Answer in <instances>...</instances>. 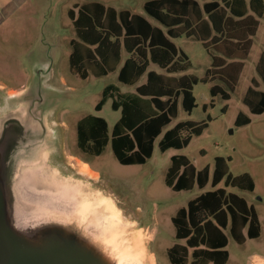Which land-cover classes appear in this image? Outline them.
Instances as JSON below:
<instances>
[{
	"label": "rangeland",
	"instance_id": "1",
	"mask_svg": "<svg viewBox=\"0 0 264 264\" xmlns=\"http://www.w3.org/2000/svg\"><path fill=\"white\" fill-rule=\"evenodd\" d=\"M87 1L92 0H0L1 127L5 119L0 139V194L4 180L15 169L22 175L24 169L33 168L21 179L23 183L17 190L18 233H34L39 238L48 234L57 236L53 230L63 227L78 235L82 254L90 248L97 264H171L167 249L178 241L171 217L190 199L212 189L210 181L203 188L195 185L192 189L175 191L168 187L165 175L171 156L182 155L197 169L207 167L210 176L215 157L221 156L232 175L248 173L252 178V191L230 186L225 189L252 204L260 222L259 236L242 244L228 235L229 257L225 264H264V111L253 114L244 102L252 79L259 83L257 89L264 91L263 81L255 70L264 52V14L259 18L235 89L229 91L217 79L198 81L188 93L195 107L190 113L185 111L180 95L176 117L163 128L164 131L178 122L205 121L207 126L202 133L191 135L181 149L165 151L158 147L160 134L154 139L152 154L146 162L123 165L115 158L110 143L97 156L77 146L76 121L80 117L89 113L102 116L111 132L120 116L119 110L111 108V99L100 111L94 110L107 84H116L121 92L134 90L133 85L120 83L116 72L82 79L70 71L69 41L75 38V33L67 11L74 4ZM96 1L144 14L142 6L146 0ZM173 41L190 60L191 66L185 73L203 77L211 66L210 51L193 37L181 36ZM152 67L162 71L156 65ZM214 83L228 91L230 97L224 99L213 94ZM239 112L249 116L250 122L236 124ZM187 134L188 131H182L183 136ZM84 161L95 172L93 179L83 171ZM42 164L44 170L56 172L60 177L67 175L77 185L76 191L45 193L40 188L45 176L36 173ZM216 187H224L223 181ZM80 200L83 210L87 206L82 213L77 208ZM0 238H5L2 220ZM45 244L40 241L34 245L40 250ZM53 246L56 248L57 244ZM191 259L189 256L188 264ZM13 264L28 263L15 259Z\"/></svg>",
	"mask_w": 264,
	"mask_h": 264
},
{
	"label": "trees",
	"instance_id": "2",
	"mask_svg": "<svg viewBox=\"0 0 264 264\" xmlns=\"http://www.w3.org/2000/svg\"><path fill=\"white\" fill-rule=\"evenodd\" d=\"M67 11L74 27L75 38L70 39L69 69L80 78L89 74L106 75L116 69L121 50L129 56L119 69L120 82L133 84L145 71L148 62L163 68L167 74L147 73L146 81L132 93H122L107 84L94 110H101L111 99V108L119 110L111 132L102 116L86 114L76 122L77 146L83 152L97 156L110 143L120 164H142L151 156L154 139L162 127L176 117V101L182 96V108L191 112L195 107L189 90L198 81H223L229 91L238 82L252 44L258 19L264 13V0H147L143 11L160 26L153 25L145 16L127 9L117 10L98 1H89ZM248 11L254 15L247 14ZM193 37L210 51L211 66L201 78L193 74L179 77L170 75L186 71L190 60L173 38ZM213 50L215 53H211ZM264 84V52L255 65ZM251 80L244 102L253 114L264 111V91ZM212 93L228 99L230 94L218 83ZM250 117L239 112L235 123L247 124ZM207 122H178L167 129L158 141L161 151L181 149L191 135H200ZM188 131L183 136L182 131ZM210 181L212 189L202 191L178 208L171 217L178 240L167 249L171 264H225L229 257L226 248L228 235L238 244L260 234V222L255 208L247 200L225 187L252 191L254 183L248 173L232 175L226 160L217 156L210 176L207 167L197 169L182 155L171 156L165 183L175 191L203 188ZM221 181L224 187H216ZM183 240L184 242H179Z\"/></svg>",
	"mask_w": 264,
	"mask_h": 264
},
{
	"label": "water",
	"instance_id": "3",
	"mask_svg": "<svg viewBox=\"0 0 264 264\" xmlns=\"http://www.w3.org/2000/svg\"><path fill=\"white\" fill-rule=\"evenodd\" d=\"M26 109L27 115L29 112L27 104ZM4 120L1 123L2 127L0 126V139L4 134ZM37 168L38 171L36 173L45 176V178H43L44 182L41 183L40 188L47 194L56 193V195H58V193L63 190L71 191L77 187L73 181L68 179L67 175L60 177L56 172H49L48 169H45V171L43 164ZM32 169L33 168L24 169L22 175H19L17 169H15L11 177H7V180L3 182V192L0 194V220L3 221L5 238H0V264H3V262L4 264H13L15 259H23L28 264H97L96 258L91 255L92 251L90 248L87 252L82 254L80 250L81 246L78 244L80 243L78 235L70 234L69 230H65L63 227H57L53 230L56 231L55 235L57 236L48 234L47 236L39 238L34 235V233H18L17 227L15 226L18 222L16 212L20 201L17 190L20 187V183H23L22 181L24 179H21L26 178L27 174H29ZM83 171L88 173L89 177L93 179L94 174H90V171H86L85 167ZM57 186H60V188H57ZM77 198L79 199V197ZM42 200H44V198ZM48 202H50V200H48ZM79 203H81V200ZM78 206L79 204L77 203V208ZM40 241L46 244L44 246L41 245L42 247L39 250L35 248L34 244ZM53 243L57 244L56 248L53 246ZM86 258H88L89 261H87Z\"/></svg>",
	"mask_w": 264,
	"mask_h": 264
},
{
	"label": "crops",
	"instance_id": "4",
	"mask_svg": "<svg viewBox=\"0 0 264 264\" xmlns=\"http://www.w3.org/2000/svg\"><path fill=\"white\" fill-rule=\"evenodd\" d=\"M92 1H96V0H92ZM147 1V0H146ZM198 3H199V5L200 6H202L203 5V3L205 2V0H196ZM87 2H89V1H87ZM98 2H100V1H98ZM85 3V2H84ZM101 3H103V2H101ZM104 4V3H103ZM144 4V3H143ZM106 5V4H105ZM142 8H143V6H142ZM117 10H120V9H117ZM128 10V9H127ZM130 11V10H129ZM130 12H132V11H130ZM132 13H136V12H132ZM138 14H141V13H138ZM247 14H251V15H254L252 12H250V11H248V13ZM264 14V13H263ZM141 15H143V16H145L146 18H147V14H141ZM262 17V16H261ZM260 18V17H259ZM259 18L257 17V19H258V25H259ZM153 25H156V26H160V24L155 20V19H153V22H152V20H150L149 18H147ZM257 28H258V26H257ZM256 31H257V29H256ZM256 33V32H255ZM255 35V34H254ZM253 35V36H254ZM252 36V37H253ZM252 37H251V39H252ZM177 38H179V37H177ZM72 39V38H71ZM174 39H176V38H173L172 39V41L174 40ZM174 42V41H173ZM252 45V44H251ZM251 48V47H250ZM249 51H250V49H249ZM71 52V51H70ZM248 54H249V52H248ZM129 56V54L127 53V52H125L124 51V49H122L121 50V58H120V61H119V63H118V65L116 66V69L114 70V71H112V72H116L117 73V75H118V72H119V69L121 68V66L123 65V63H124V61H125V59L127 58ZM248 56V55H247ZM247 58V57H246ZM245 60V59H244ZM152 65H156V64H154V63H152V62H148L147 63V65H146V67H145V71L138 77V79H137V81L135 82V83H133V84H126V83H123V82H120L119 80H118V78H117V80L120 82V83H123V84H126V85H133L134 86V90L133 91H124V92H122V93H132V92H134L135 91V87L137 86V85H140V84H142V83H144L145 81H146V78H147V73L149 72V71H154L155 73H157V74H167L166 73V71L163 69V68H161V67H159L158 65H156L159 69H161L162 71H159V70H156V69H154L153 67H152ZM112 72H110V73H112ZM110 73H108V74H110ZM183 74H190V73H185V71H181V72H177V73H172V74H170V75H174V76H176V77H179V76H181V75H183ZM89 75H92V74H89ZM88 75V76H89ZM107 75V74H106ZM106 75H103V76H106ZM87 76V77H88ZM93 76V75H92ZM86 77V78H87ZM95 77V76H94ZM100 77H102V76H100ZM240 77V76H239ZM82 79H85V78H82ZM142 80V81H141ZM239 80V79H238ZM116 85V84H115ZM117 86V85H116ZM118 87V86H117ZM119 88V87H118ZM120 90V89H119ZM121 92V91H120ZM100 111V110H99ZM86 115V114H85ZM84 116V115H83ZM82 116V117H83ZM81 118V117H80ZM79 118V119H80ZM78 119V120H79ZM77 120V121H78ZM76 121V122H77ZM166 126V125H165ZM164 126V127H165ZM164 127H162V132H161V136H162V134L167 130V129H165L164 131H163V128ZM169 129V128H168ZM159 136V135H158ZM84 164H86L87 166H88V168H90L89 167V163L87 162V161H84ZM90 171V174H95V172L93 171V170H89Z\"/></svg>",
	"mask_w": 264,
	"mask_h": 264
},
{
	"label": "bare ground",
	"instance_id": "5",
	"mask_svg": "<svg viewBox=\"0 0 264 264\" xmlns=\"http://www.w3.org/2000/svg\"><path fill=\"white\" fill-rule=\"evenodd\" d=\"M84 165H85L84 167H85V170H86V171L91 170L90 168H88V166H87L86 164H84ZM82 205H83L82 203H79V206H78V211H79V213H82V210H83V208H82L83 206H82ZM112 207H113V205H112ZM86 208H87V206L84 207L83 212H84V211H87ZM113 208H114V207H113ZM114 236H116V235H114ZM111 237H112V240H114L115 237H114V238H113V236H111ZM125 255H126V254H125Z\"/></svg>",
	"mask_w": 264,
	"mask_h": 264
}]
</instances>
